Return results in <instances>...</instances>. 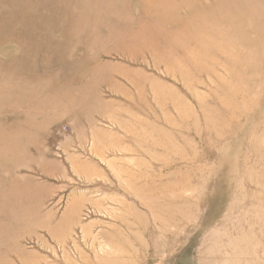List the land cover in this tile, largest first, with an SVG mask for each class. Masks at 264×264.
Returning a JSON list of instances; mask_svg holds the SVG:
<instances>
[{
	"label": "rangeland",
	"instance_id": "1",
	"mask_svg": "<svg viewBox=\"0 0 264 264\" xmlns=\"http://www.w3.org/2000/svg\"><path fill=\"white\" fill-rule=\"evenodd\" d=\"M0 264H264V0H0Z\"/></svg>",
	"mask_w": 264,
	"mask_h": 264
}]
</instances>
